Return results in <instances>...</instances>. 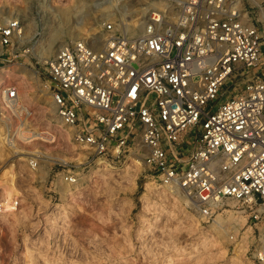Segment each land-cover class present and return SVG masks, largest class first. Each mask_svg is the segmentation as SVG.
<instances>
[{
    "label": "built area",
    "instance_id": "obj_1",
    "mask_svg": "<svg viewBox=\"0 0 264 264\" xmlns=\"http://www.w3.org/2000/svg\"><path fill=\"white\" fill-rule=\"evenodd\" d=\"M247 15L242 0H175L151 10L138 34L106 22L102 46L77 39L44 65L56 114L78 145L105 158L139 140L160 184L200 215L229 201L248 213L258 230L253 258L264 262V34ZM21 27L0 18V45H13ZM5 60L0 53V68ZM2 91L7 107L22 106L18 86ZM6 129L13 146L55 140L47 130ZM60 175L79 181L73 170Z\"/></svg>",
    "mask_w": 264,
    "mask_h": 264
},
{
    "label": "rangeland",
    "instance_id": "obj_2",
    "mask_svg": "<svg viewBox=\"0 0 264 264\" xmlns=\"http://www.w3.org/2000/svg\"><path fill=\"white\" fill-rule=\"evenodd\" d=\"M78 1L0 0V18L19 19L24 27L23 37L13 45H0V53L6 57L0 75L12 73L1 89L7 84L26 89L25 82L31 88L28 109L21 106L11 121L0 119V127L33 124L55 136L52 142L35 140L14 149L0 148V199L4 196L3 182L10 174H14L17 195L21 197L17 215L4 217L0 212V264H264L252 254L258 230L248 213L233 207L231 201L227 211H217L212 218L201 220L202 228H196L183 211V204L173 196L147 191L148 182H160L139 140L120 155L112 153L102 159L77 145L73 128L60 126L44 65L59 45L84 38L83 32L88 29L103 39L96 45L88 39L93 47H100L108 36L106 22L115 23L117 28L123 22L136 24L151 10L174 6L175 0H84L86 10L73 13L72 20L63 23L62 11ZM242 2L248 21L264 34V0ZM44 24L48 29H43ZM56 26L63 33L55 40L53 52L46 54L49 32ZM0 109L1 118L8 115L1 101ZM65 130L69 138H65ZM195 135L193 131L191 140ZM132 158L143 160L137 172L134 166L126 169ZM101 159L109 163L107 169L98 164ZM68 170L78 172L81 180L72 185L70 194L64 193L66 182L60 175ZM187 208L198 216L192 206ZM230 212L244 219L237 232L229 230L223 241L224 252L216 243L218 233L211 224L220 216L234 225Z\"/></svg>",
    "mask_w": 264,
    "mask_h": 264
},
{
    "label": "bare ground",
    "instance_id": "obj_3",
    "mask_svg": "<svg viewBox=\"0 0 264 264\" xmlns=\"http://www.w3.org/2000/svg\"><path fill=\"white\" fill-rule=\"evenodd\" d=\"M43 1L46 2V3H48L47 0H43ZM153 4H154V2H153ZM86 7H87V3H85L84 0L78 1L77 4L74 7H69L68 6L61 13V18H60L61 21L63 23L69 22L70 20H72L71 19V15L73 13L79 12V11L85 9ZM73 19H75V18H73ZM146 19L143 20V21H141V22H136V24H132L131 22H126V23L123 22L120 25L121 26L122 25H125L126 26L125 27L126 30L130 31L132 34H136V33H139V31L142 32L144 30ZM77 22H79V21L76 20V23ZM46 25L44 24L45 27H43V29H48V26H46ZM21 31H22V33H24V27H21ZM49 33H50L49 42H47L48 46L45 49L46 54H50V53L53 52V50H54L53 44H54L55 40L57 38H59L60 34L63 33V29L60 28L59 26H56V27L52 28V30ZM83 33H84V36H85L84 38L85 39L86 38L87 39H90L91 40L90 43H92L93 45H96L99 41L103 40L99 36L95 35V33L90 32L88 29H85V31ZM21 37H23V35ZM81 39H83V38H81ZM74 41H76V39L75 40L73 39V41H71V42H74ZM64 45L65 44H60L59 47H58V50L61 47H63ZM11 75H12L11 71L10 72L9 71L3 72L2 76L0 75V101H1V104H2V110L4 108H6V110L8 111V115H5L4 114V116L2 118L0 116V119L1 120L4 119L6 122L7 121H11L13 119V112L14 113H17V110H20V109H17L16 110V108L6 107V103L3 100V91L1 89V87H2V84L5 81H7L8 79H11L12 78ZM13 79H14V77H13ZM23 84H26V87L27 88L25 89V87H24V89H22V90L20 89L21 92H20V95H19V99H20L19 101L21 102L23 109H28V105H29V103H31V96H30V91H29L31 88H28L30 85H28L26 82L23 83ZM20 87H22V86H20ZM26 112H28V111H26ZM0 113H1V109H0ZM2 114H3V112H2ZM26 126L27 127H31V129H33V132H35V135H37V134L40 133V132H38V131H40L39 130L40 129L39 126H34L33 124H29V125H26ZM60 126L62 127V126H64V124L61 123ZM56 128L57 127H55V129ZM5 133H6V135H4ZM69 135H70L69 132H67L65 130V134H64L65 138L66 137L69 138ZM7 136H8L7 129H4L3 127H0V137L4 139V140H2V142H0V148L3 147V146H6V145H10L8 147H11V146L12 147H16V146H13V144L9 143V140L7 139ZM73 145H75V144H73ZM102 159L98 161V164L101 165L102 167H104L105 169H107L108 168L107 165H109V163L107 161H105V160H102ZM132 159L133 160L130 161L131 163L128 165V167L126 166V169L127 168H131L132 166H134L132 168L134 169L135 172H137V171H139L142 168V166H143V160H141L140 158H132ZM134 171H133V173H134ZM125 173H127V172H125ZM128 174H127V176H128ZM134 175H136V173ZM132 176H130V178ZM7 179L8 180H6L5 182H3V185H2L3 186V195H4L2 199L4 200L5 206H6V209H5L4 213H3V216L4 217L10 216V215H17L18 212L20 211L19 210V207H14L13 204H12L13 197L18 194L17 187H16V183H15L14 174H10V176L7 177ZM80 181L81 180H79V181H77V182H75L73 184L76 186V184H78ZM130 181H132V178H131ZM133 183H134V180H133ZM73 184H71V183H65V185H64V193L70 194L72 192L73 187H74V186H72ZM146 189H147V191L149 193H152V194L153 193H158V194H161V195L173 196L177 201H179L180 205H182V204L184 205V206L182 205L183 211H185L186 215L191 218L192 224L194 225V227H196V228H200L201 227L202 228V226H201V220L205 219V217L202 216V215H200V214H198V216H197L193 212H191L189 210V208H187V207H191L192 206L191 205V201H189V198L187 196L183 195L178 190H175L174 188H172L169 185L164 184V183L163 184H157L155 182H148L146 184ZM230 203L232 204L233 207L236 206V202L235 201H231ZM229 211L234 212L235 210L234 209H231ZM236 211H238V210H236ZM230 218L235 222L234 225H231V223L229 224V221L228 220H226V219H224L223 217H220V216H217V218H215L214 219V222L211 224L212 229L215 230L216 233H218V238L216 240V243L217 244L219 243V246L221 247V249H223L224 252H225V249L223 248V241L226 238L229 230L232 229L235 232H237L238 231V228H237L238 224L240 223L241 220L243 222V219H244L243 216H239V213H238V216H237V214L234 215L233 213H231Z\"/></svg>",
    "mask_w": 264,
    "mask_h": 264
}]
</instances>
